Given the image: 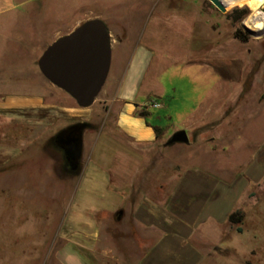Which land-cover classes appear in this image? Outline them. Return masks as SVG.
<instances>
[{
    "label": "rangeland",
    "instance_id": "374dc122",
    "mask_svg": "<svg viewBox=\"0 0 264 264\" xmlns=\"http://www.w3.org/2000/svg\"><path fill=\"white\" fill-rule=\"evenodd\" d=\"M223 3L225 14L209 0H103L95 6L107 25L154 41L139 101H157L159 108L149 110L162 122L153 121L155 144L133 147L115 126L117 113L105 119L103 106L86 132L87 162L110 170L115 186L126 183L131 199L121 220L117 212L93 213L97 245L79 251L91 264L140 262L151 242L148 229L134 224L135 207L148 200L165 205L174 220L198 223L192 247L208 257L203 264H264V29L251 30L264 25V4ZM235 9L249 14L234 23ZM240 29L248 43L235 38ZM130 42L120 52L121 70ZM112 60L116 66V54ZM29 82L28 90L48 89L41 74ZM96 102L102 104L101 93ZM180 131L189 144L167 145ZM45 156L33 151L27 166L0 171V264H62L59 249L67 241L61 236L79 181L50 150ZM236 212L241 224L229 220ZM202 218L209 220L205 227Z\"/></svg>",
    "mask_w": 264,
    "mask_h": 264
},
{
    "label": "crops",
    "instance_id": "0c3cea01",
    "mask_svg": "<svg viewBox=\"0 0 264 264\" xmlns=\"http://www.w3.org/2000/svg\"><path fill=\"white\" fill-rule=\"evenodd\" d=\"M102 3L103 0H0V171L11 173L17 170L15 167L27 166L33 151L47 156L50 150L56 162L64 166L65 155L54 145V138L76 124L93 126L103 106L105 119L117 113L115 126L133 147L158 141L159 127L153 121L162 122V117L150 112L148 101H139L141 84L153 65L151 58L156 50L151 39L144 40L137 33V38L135 34L132 37L124 27L108 25L117 64L111 65L101 93L102 104L95 102L91 108L75 105L40 72L39 59L45 49L86 21L101 18L93 11ZM129 41L131 53L121 70L120 52ZM40 74L47 80L48 89L28 90L32 86L28 79ZM89 130L82 136L79 170L71 176L75 184L79 182L67 215V231L61 236L67 241L59 249L62 264H91L79 251L91 252L97 245L93 213L124 214L131 202L126 183L115 186L110 170L87 162L89 142L85 136ZM135 216L134 224L148 229L151 242L143 249L141 254L145 255L138 264L205 263L208 257L192 247L196 221L174 220L165 205L158 207L151 200L137 202ZM208 221L202 218L201 227Z\"/></svg>",
    "mask_w": 264,
    "mask_h": 264
},
{
    "label": "water",
    "instance_id": "95a60500",
    "mask_svg": "<svg viewBox=\"0 0 264 264\" xmlns=\"http://www.w3.org/2000/svg\"><path fill=\"white\" fill-rule=\"evenodd\" d=\"M209 1L223 14L227 12L223 0ZM248 32L252 37L262 35L251 30ZM112 50L109 26L100 19H90L45 49L39 59L40 72L52 85L65 91L80 108H91L102 93L111 71ZM87 126L80 123L56 136L63 140L67 132L74 134L72 138H66L67 144L73 143L72 149L67 151L72 159L75 151L82 150V136ZM174 144H189L188 133H174L167 145ZM121 219L119 217L118 220Z\"/></svg>",
    "mask_w": 264,
    "mask_h": 264
},
{
    "label": "flooded vegetation",
    "instance_id": "af4514ba",
    "mask_svg": "<svg viewBox=\"0 0 264 264\" xmlns=\"http://www.w3.org/2000/svg\"><path fill=\"white\" fill-rule=\"evenodd\" d=\"M77 125V124H76ZM75 126V125H74ZM73 127V126H72ZM71 128V127H70ZM68 129V128H67ZM87 129H90V130H92L93 129V127L88 123V126L86 127V129L85 130H87ZM84 130V131H85ZM59 135V134H58ZM73 133L72 132H70V133H66V135H65V138L63 139V140H59V139H57L56 137L54 138V141H53V143H54V145L58 148V149H60V150H62V152L64 153V155H65V163H64V168H65V170H67L68 172H70V173H75V172H78V170H79V157H81V151L79 152V151H75L74 153V155H75V157H74V159H72L71 158V156H68L67 155V151L69 152L70 151V149H72V147H73V143H70V144H67V142H66V138L67 137H73ZM57 136V135H56ZM76 167V170H74L73 169V167ZM123 216V213L122 214H120V212H118L117 213V218L119 219V217H122Z\"/></svg>",
    "mask_w": 264,
    "mask_h": 264
},
{
    "label": "trees",
    "instance_id": "16d2710c",
    "mask_svg": "<svg viewBox=\"0 0 264 264\" xmlns=\"http://www.w3.org/2000/svg\"><path fill=\"white\" fill-rule=\"evenodd\" d=\"M249 14L248 9H235L232 14L229 16V18L234 22L238 23L240 22L243 18H245ZM235 38L238 40L242 41L243 43H248L250 40V37L248 34L244 33L243 30H238L235 32ZM230 222L234 224H241L243 222V217L242 215L239 214V212L233 213L229 217ZM239 232H241L240 229H238Z\"/></svg>",
    "mask_w": 264,
    "mask_h": 264
},
{
    "label": "built area",
    "instance_id": "2783aa9c",
    "mask_svg": "<svg viewBox=\"0 0 264 264\" xmlns=\"http://www.w3.org/2000/svg\"><path fill=\"white\" fill-rule=\"evenodd\" d=\"M148 107L158 109L159 108V104H158L157 101L151 100V101L148 102Z\"/></svg>",
    "mask_w": 264,
    "mask_h": 264
},
{
    "label": "clouds",
    "instance_id": "9594fccd",
    "mask_svg": "<svg viewBox=\"0 0 264 264\" xmlns=\"http://www.w3.org/2000/svg\"><path fill=\"white\" fill-rule=\"evenodd\" d=\"M260 3L264 4V0H260ZM246 27H247V25H246ZM258 29H264V25H257L255 28H252L251 30L256 31Z\"/></svg>",
    "mask_w": 264,
    "mask_h": 264
},
{
    "label": "bare ground",
    "instance_id": "6f19581e",
    "mask_svg": "<svg viewBox=\"0 0 264 264\" xmlns=\"http://www.w3.org/2000/svg\"><path fill=\"white\" fill-rule=\"evenodd\" d=\"M253 33H255V32H253Z\"/></svg>",
    "mask_w": 264,
    "mask_h": 264
}]
</instances>
